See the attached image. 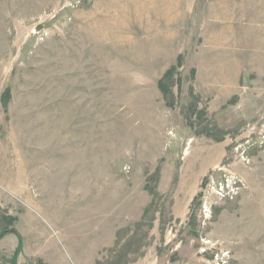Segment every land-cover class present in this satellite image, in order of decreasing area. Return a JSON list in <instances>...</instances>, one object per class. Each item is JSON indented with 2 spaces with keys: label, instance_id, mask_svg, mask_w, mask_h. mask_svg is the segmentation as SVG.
<instances>
[{
  "label": "rangeland",
  "instance_id": "obj_1",
  "mask_svg": "<svg viewBox=\"0 0 264 264\" xmlns=\"http://www.w3.org/2000/svg\"><path fill=\"white\" fill-rule=\"evenodd\" d=\"M0 264H264V0H0Z\"/></svg>",
  "mask_w": 264,
  "mask_h": 264
},
{
  "label": "built area",
  "instance_id": "obj_2",
  "mask_svg": "<svg viewBox=\"0 0 264 264\" xmlns=\"http://www.w3.org/2000/svg\"><path fill=\"white\" fill-rule=\"evenodd\" d=\"M234 183L231 180H227V178L219 179L215 182H212V184L209 186V190L211 191V194H214L215 196L219 198L224 197H231L235 193V186H233Z\"/></svg>",
  "mask_w": 264,
  "mask_h": 264
}]
</instances>
